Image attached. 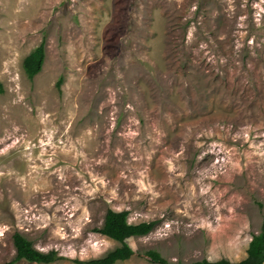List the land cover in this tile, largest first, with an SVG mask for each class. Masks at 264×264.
Listing matches in <instances>:
<instances>
[{
  "label": "rangeland",
  "instance_id": "obj_1",
  "mask_svg": "<svg viewBox=\"0 0 264 264\" xmlns=\"http://www.w3.org/2000/svg\"><path fill=\"white\" fill-rule=\"evenodd\" d=\"M45 40L31 80L23 58ZM59 87L56 83L59 78ZM0 264L246 256L264 223V0H0ZM15 264H44L20 260Z\"/></svg>",
  "mask_w": 264,
  "mask_h": 264
},
{
  "label": "trees",
  "instance_id": "obj_2",
  "mask_svg": "<svg viewBox=\"0 0 264 264\" xmlns=\"http://www.w3.org/2000/svg\"><path fill=\"white\" fill-rule=\"evenodd\" d=\"M45 58V40L34 47L22 60V69L28 79H32L40 72ZM62 78L57 80V87L60 86ZM4 92V87L0 81V93ZM155 220L141 221L131 223L128 221L127 210H112L108 209L103 225L95 230L102 235L117 241L119 246L109 250L100 258H94L86 261L74 260L79 264H114L119 261L129 259L134 251L126 243L130 237L144 236L150 233L156 226ZM13 245L16 249V254L13 259L4 264H15L20 260L34 263H53L62 256H59L55 250L41 251L33 246L31 240L27 239L20 232H15L12 235ZM148 258L158 264H264V223L261 225L260 231L254 234L248 243L246 256L239 261H230L226 258L217 260L200 259L189 263L171 262L164 258L158 251L150 249L145 252Z\"/></svg>",
  "mask_w": 264,
  "mask_h": 264
}]
</instances>
